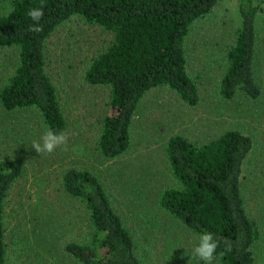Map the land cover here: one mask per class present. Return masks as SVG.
<instances>
[{"label":"rangeland","instance_id":"obj_1","mask_svg":"<svg viewBox=\"0 0 264 264\" xmlns=\"http://www.w3.org/2000/svg\"><path fill=\"white\" fill-rule=\"evenodd\" d=\"M9 9L10 1L0 0V14ZM239 24L236 0H219L207 16L192 24L185 47L197 104L183 103L166 87L150 90L130 126L129 149L115 159L104 158L97 148L103 118L110 114L109 88L84 80L92 58L104 51L112 35L78 17L54 30L45 42V71L58 94L67 145L37 153L32 144L47 131L40 115L31 109L8 113L0 107V161L15 159L23 168L5 200L8 264H79L63 249L69 241L89 240L84 204L69 198L61 184L71 167L86 169L101 182L143 264H198L192 250L199 238L158 204L163 189L177 185L164 148L173 135L201 146L228 130L240 131L253 143L244 163L241 191L257 228L252 247L255 264H264V22L259 15L253 72L260 96L252 100L238 92L226 100L219 95L226 53ZM16 61L14 48L0 47V89Z\"/></svg>","mask_w":264,"mask_h":264},{"label":"trees","instance_id":"obj_2","mask_svg":"<svg viewBox=\"0 0 264 264\" xmlns=\"http://www.w3.org/2000/svg\"><path fill=\"white\" fill-rule=\"evenodd\" d=\"M10 9L0 14V47L17 51V61L0 89L5 112L36 111L46 128L65 132L66 121L55 86L45 71V42L63 22L78 17L112 35V41L94 56L84 74L93 86L109 88L110 114L102 121L98 152L107 159L122 156L130 146V126L139 102L150 90L166 87L179 99L195 106L198 91L187 72L186 40L192 24L207 16L219 0H9ZM240 24L219 84L221 98L238 92L255 100L260 88L255 81V20L264 22V0H236ZM43 6V31L34 33L28 11ZM253 147L249 136L228 130L201 146L182 135L166 141L164 154L176 186L163 189L161 210L198 238L210 232L226 238L232 251L217 249L218 264H255L253 244L257 228L249 218L241 191L244 163ZM15 159L0 161V264L7 262L5 200L21 177ZM63 192L80 201L88 213L89 240L69 241L63 249L79 264H143L136 244L116 212L105 188L86 169L71 167L62 175Z\"/></svg>","mask_w":264,"mask_h":264},{"label":"clouds","instance_id":"obj_3","mask_svg":"<svg viewBox=\"0 0 264 264\" xmlns=\"http://www.w3.org/2000/svg\"><path fill=\"white\" fill-rule=\"evenodd\" d=\"M28 16L34 22L29 26V31L34 33H40L43 31L40 20L44 16L43 6L40 8H33L28 11ZM68 142V134L66 132H55L51 129L47 130L40 138V142H35L32 147L37 153H52L58 147L66 146ZM224 245V252L220 255H224L232 251V243L226 238L216 239L212 233L204 232L199 236L196 246L192 250V255L197 259L198 264L200 261L203 264H213V261L218 259L217 249L220 245Z\"/></svg>","mask_w":264,"mask_h":264}]
</instances>
